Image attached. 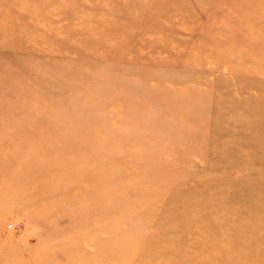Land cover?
Segmentation results:
<instances>
[{"label":"rangeland","instance_id":"374dc122","mask_svg":"<svg viewBox=\"0 0 264 264\" xmlns=\"http://www.w3.org/2000/svg\"><path fill=\"white\" fill-rule=\"evenodd\" d=\"M0 264H264V0H0Z\"/></svg>","mask_w":264,"mask_h":264}]
</instances>
